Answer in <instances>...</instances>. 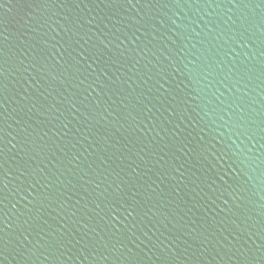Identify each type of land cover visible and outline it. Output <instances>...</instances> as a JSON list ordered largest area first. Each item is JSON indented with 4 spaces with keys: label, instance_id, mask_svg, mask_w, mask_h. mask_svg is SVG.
Here are the masks:
<instances>
[{
    "label": "water",
    "instance_id": "1",
    "mask_svg": "<svg viewBox=\"0 0 264 264\" xmlns=\"http://www.w3.org/2000/svg\"><path fill=\"white\" fill-rule=\"evenodd\" d=\"M0 264H264V0H0Z\"/></svg>",
    "mask_w": 264,
    "mask_h": 264
}]
</instances>
